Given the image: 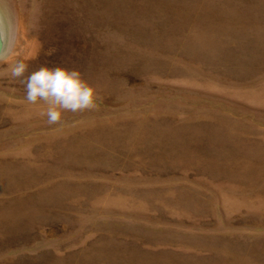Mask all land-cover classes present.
Returning a JSON list of instances; mask_svg holds the SVG:
<instances>
[{
	"label": "rangeland",
	"instance_id": "rangeland-1",
	"mask_svg": "<svg viewBox=\"0 0 264 264\" xmlns=\"http://www.w3.org/2000/svg\"><path fill=\"white\" fill-rule=\"evenodd\" d=\"M9 40L99 99L0 75V264H264V0H0Z\"/></svg>",
	"mask_w": 264,
	"mask_h": 264
},
{
	"label": "clouds",
	"instance_id": "clouds-1",
	"mask_svg": "<svg viewBox=\"0 0 264 264\" xmlns=\"http://www.w3.org/2000/svg\"><path fill=\"white\" fill-rule=\"evenodd\" d=\"M10 50L11 40L5 53H0V60H3L6 52ZM27 69V63L17 61L10 66L7 73L0 75H10L11 78L19 81L25 88V98L28 103L36 104L38 101H43L47 105L41 115L47 117L49 125L59 123L63 112H82L97 106L98 93L83 78L79 70L62 66L51 68L42 66L25 76Z\"/></svg>",
	"mask_w": 264,
	"mask_h": 264
}]
</instances>
